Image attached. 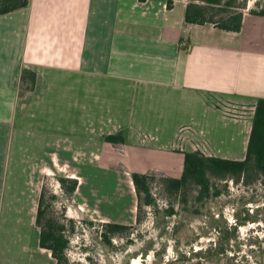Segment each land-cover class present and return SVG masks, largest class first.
<instances>
[{"label":"crops","instance_id":"1","mask_svg":"<svg viewBox=\"0 0 264 264\" xmlns=\"http://www.w3.org/2000/svg\"><path fill=\"white\" fill-rule=\"evenodd\" d=\"M191 1L30 0L0 16V264H58L36 224L46 169L116 150L134 172L179 177L185 152L245 160L264 17L244 13L240 32L188 24ZM120 131L126 144L104 141Z\"/></svg>","mask_w":264,"mask_h":264},{"label":"rangeland","instance_id":"2","mask_svg":"<svg viewBox=\"0 0 264 264\" xmlns=\"http://www.w3.org/2000/svg\"><path fill=\"white\" fill-rule=\"evenodd\" d=\"M235 5L246 14L264 10V0H236ZM94 161V169L69 166L44 173L45 204L66 224L69 264H264L261 178L246 183L212 177L213 192L221 193L200 201L196 187L186 196L164 188L162 178H178L182 169H147L157 203L139 213L131 177L136 169H128L117 150ZM60 178L77 180L76 192L70 194ZM108 223L129 228L109 244L101 237Z\"/></svg>","mask_w":264,"mask_h":264},{"label":"trees","instance_id":"3","mask_svg":"<svg viewBox=\"0 0 264 264\" xmlns=\"http://www.w3.org/2000/svg\"><path fill=\"white\" fill-rule=\"evenodd\" d=\"M235 3L236 0H192L186 9L185 20L188 24H214L220 30L240 32L244 13L233 9L236 7ZM29 4L30 0H0V16L25 9ZM250 13L264 17V10L260 12L251 10ZM27 80L30 82L29 88L34 89L36 74L25 69L22 72V81ZM257 102L245 160L205 156L201 151L185 152L181 177L162 178L166 191L186 196L191 187H196L197 198L201 201L221 193L219 190L213 192L212 177L219 180L230 177L249 183L253 176H257L264 182V98L258 99ZM126 134V131L107 134L104 136V141L112 145L126 144ZM131 177L138 195L137 208L141 213L145 207H153L157 203L152 194L153 177L139 172H133ZM59 182L70 194H74L78 188V181L75 179L60 178ZM39 205L36 224L40 229V246L51 251L58 264H69L66 250L70 243L65 235L66 224L50 214L51 205L45 204L44 191H42ZM173 212V209L170 210V213ZM128 228L124 224L108 223L104 226L101 237L110 244L112 236L121 234ZM214 252L216 254V250L212 253Z\"/></svg>","mask_w":264,"mask_h":264}]
</instances>
